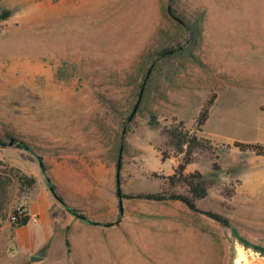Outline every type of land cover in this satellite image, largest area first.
Returning a JSON list of instances; mask_svg holds the SVG:
<instances>
[{
	"label": "rangeland",
	"instance_id": "obj_1",
	"mask_svg": "<svg viewBox=\"0 0 264 264\" xmlns=\"http://www.w3.org/2000/svg\"><path fill=\"white\" fill-rule=\"evenodd\" d=\"M170 5L201 28L195 43ZM163 47L176 56L151 74ZM212 94L197 135L225 142L198 156L211 185L198 207L231 227L179 201L123 199L121 216L118 189L158 192L175 167L150 116L195 132ZM0 171V264H264V0H0Z\"/></svg>",
	"mask_w": 264,
	"mask_h": 264
},
{
	"label": "trees",
	"instance_id": "obj_2",
	"mask_svg": "<svg viewBox=\"0 0 264 264\" xmlns=\"http://www.w3.org/2000/svg\"><path fill=\"white\" fill-rule=\"evenodd\" d=\"M167 13L169 14V16L177 19L180 22V24L185 28L189 39L193 40L192 43H195L199 39V37L201 36V28H199V25H197V23L186 22L180 17H178L171 5L167 9ZM187 40L188 39H186V41ZM186 48L182 50L181 48L178 49L179 55H186V53L188 55L189 51H187L188 48ZM176 52L177 51L171 47H163L160 50L153 51L152 53L148 54L145 60H148V62H150V67H148V69L152 68L151 74L154 71L153 66H155V62L157 60L171 59L173 58V56H176ZM150 80H148L147 84L150 82ZM142 86L143 82L139 85V91L143 88ZM143 96L144 94L142 95V99ZM215 100L216 94H212L202 105L195 119V132L188 130L184 126V123L182 121L170 127H161L157 117L152 114L149 120L150 127L155 130H160L161 134L166 136V143L164 144L163 148L161 146L157 147V151L159 152L162 161H175V167L173 168V172L170 175L160 177L163 182V186L162 189L158 192L139 193L136 195H124L118 189V197H121L122 199H142L156 202L179 201L183 203L189 210L195 213L203 214L215 220L224 227H231V222L228 218L216 212L205 211L198 207V202L207 197L211 185L210 182H208L204 178L203 174L195 168V166L198 163L199 154L205 151L211 152L212 147L210 145L211 141L209 139L199 137L197 135V132L202 131L203 127L206 125L209 119L210 109L214 105ZM9 139L11 140L12 138L9 136ZM12 144H15V141H13ZM234 144L235 146L241 147L243 149L258 147L257 145L240 142H235ZM23 147L28 150L30 148L25 144H23ZM36 156L42 170L45 172L46 168L43 162V158L40 155ZM120 167L121 160L118 159L117 168ZM189 168H192V170L188 171ZM213 169L215 171L219 170V165L216 162L213 163ZM28 182L29 185H32L34 183L33 179L29 180ZM11 184L12 178L5 172L0 171V227L2 225V211L6 207L10 199ZM50 189L54 191V196L57 198V200L63 203L62 197L56 192V187L54 185H50ZM22 209L23 212H20V209L14 210L10 217L11 222H13L16 227L25 226L30 220V215L27 212L26 208L23 207ZM67 210L73 214H77V211L75 209L70 208L68 206ZM81 218L85 219V217L82 216ZM67 245H69L68 241Z\"/></svg>",
	"mask_w": 264,
	"mask_h": 264
},
{
	"label": "crops",
	"instance_id": "obj_3",
	"mask_svg": "<svg viewBox=\"0 0 264 264\" xmlns=\"http://www.w3.org/2000/svg\"><path fill=\"white\" fill-rule=\"evenodd\" d=\"M210 118H211V113H210V115H209V119H208V121H210ZM208 121H207V123H206V125H205V127L207 126V124H208ZM205 127H204V129H205ZM204 132V131H203ZM199 136V135H198ZM206 136H207V138H209V139H213V140H215V141H220V142H225V139L224 138H222L219 134H213V135H211V133H208V134H206ZM62 197V196H61ZM63 198V197H62ZM30 219H31V216H30ZM30 221V220H29Z\"/></svg>",
	"mask_w": 264,
	"mask_h": 264
},
{
	"label": "water",
	"instance_id": "obj_4",
	"mask_svg": "<svg viewBox=\"0 0 264 264\" xmlns=\"http://www.w3.org/2000/svg\"><path fill=\"white\" fill-rule=\"evenodd\" d=\"M118 185H119V182H118ZM51 190V192L54 194V191L52 190V189H50ZM119 208H120V215L122 216L123 215V199L121 198V197H119ZM78 217H81V215H79V214H76ZM31 260L32 261H38V260H40V258L39 257H36V256H32L31 257Z\"/></svg>",
	"mask_w": 264,
	"mask_h": 264
}]
</instances>
